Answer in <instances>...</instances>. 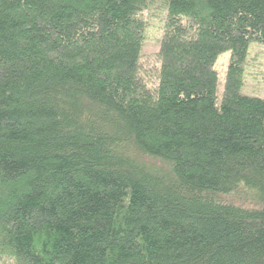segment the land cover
I'll return each mask as SVG.
<instances>
[{"label": "trees", "instance_id": "obj_1", "mask_svg": "<svg viewBox=\"0 0 264 264\" xmlns=\"http://www.w3.org/2000/svg\"><path fill=\"white\" fill-rule=\"evenodd\" d=\"M254 44L264 0H0V264H264Z\"/></svg>", "mask_w": 264, "mask_h": 264}, {"label": "rangeland", "instance_id": "obj_2", "mask_svg": "<svg viewBox=\"0 0 264 264\" xmlns=\"http://www.w3.org/2000/svg\"><path fill=\"white\" fill-rule=\"evenodd\" d=\"M158 10H156V13L159 12ZM153 20L154 19L152 18L151 21ZM157 28L158 23L153 22L150 27L149 39L147 41L148 45H146L144 48V54L146 55L153 54L159 50V43L157 42V39H159L161 35V30H159V32L157 33ZM256 51L260 53V55H262V58H260V62H264V47L257 44L252 45L250 48L249 56L252 57L256 53ZM229 59L230 53L225 52L220 55V57L216 61L215 70L217 71L221 84H223L225 81V75L229 65ZM243 93L252 97H264V86L261 81H259L257 74H254V71L251 69L246 71L245 86L243 88Z\"/></svg>", "mask_w": 264, "mask_h": 264}]
</instances>
